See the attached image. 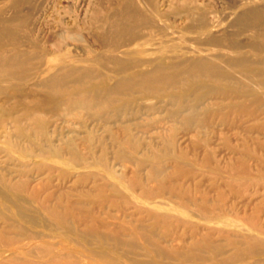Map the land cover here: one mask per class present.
I'll use <instances>...</instances> for the list:
<instances>
[{"label":"bare ground","instance_id":"1","mask_svg":"<svg viewBox=\"0 0 264 264\" xmlns=\"http://www.w3.org/2000/svg\"><path fill=\"white\" fill-rule=\"evenodd\" d=\"M227 3L229 10L225 16L212 12L207 4L198 0H114L100 3L98 6L102 9L86 16L85 22L80 23L76 19L72 25L65 23L70 35L64 32L53 35L52 42L59 46L56 50H42L41 41L29 37L27 31L29 11L23 5L30 4V0H7L10 12L3 11L6 5L0 8V126L3 121L13 122L10 128L23 134L24 129L19 123L31 119L33 123L28 126H38L48 135L52 149L48 157H57L60 162H72L79 167L84 165L85 157L76 151L77 147L65 157L63 146L51 142L47 131L48 115L64 117L60 115L61 111L68 114L73 108H79L92 116L103 117L119 96L125 98L129 90L167 95L181 109L180 112L168 110L167 118L171 121L182 119L188 123L191 120L197 110L193 104L203 97L199 90L196 94L191 90L203 87L226 96L230 93V96L224 104L201 106L202 109L230 108L255 119L256 106H263L264 100V92L260 95L257 91L264 85V55L261 53L264 51V0H228ZM164 4L166 7L162 9ZM170 13L182 14L184 23L157 26L158 19L170 20ZM229 26H235V29L229 30ZM83 30L88 33H82ZM186 32H193L195 38L187 39ZM242 34H248L251 40H240ZM85 35H90L91 40L85 47H79L84 54H71L65 44L67 36L83 40ZM217 46L221 50H213ZM224 48L228 50L222 51ZM86 50L95 53L89 55ZM101 70L106 72L101 74ZM112 76H117L113 85L99 87L97 82ZM233 79L252 82V86L233 85L230 83ZM27 80L36 85L35 90H40L39 94L32 90L31 85L16 86V83L22 84ZM17 90H25V97L14 96L12 92ZM252 96L255 99L250 103L247 97ZM16 108H20V112L13 117L9 110ZM0 142V147L14 148L25 157L23 148L12 141L11 135ZM134 142L133 138L124 141V147L116 153L117 157L128 160L125 153L129 147L134 148ZM167 142L173 140L169 138ZM231 150L236 151V147ZM158 156V152H150L143 159L137 158V162L141 165L143 160H147L154 164ZM211 160H214L213 151L209 150L206 161ZM260 164V169L252 171L245 161L231 162V167L222 175L230 191L243 193V188L259 181L264 187V158ZM152 167L149 177L158 181V167ZM93 174L95 171L79 172L81 180ZM120 178L130 186L136 183L135 180ZM104 182L94 189L85 190L82 199L67 200L64 206H49L40 201V195L34 191L24 198L21 195L26 194L24 183L0 179V216L7 226L6 231L0 232V246L5 247L0 249V264H77L80 258L86 260V264H112L111 259L114 258L108 249L124 255L144 254L145 261L137 264H188L191 260L199 261L197 264L204 260L208 264H264V218L261 217L264 198L261 205L255 204L252 213L236 214L239 215L238 222L231 219L236 213L233 209L230 213L225 210L223 199L210 203L211 209H215L213 212L202 202L195 203L194 214L224 226L206 224L200 227L197 222L165 212L155 203L150 207H137L154 219L152 223L156 228H163L164 241L173 243L172 247H167L162 245L157 234L146 230L142 218L121 217L120 212L103 210L97 213L89 207L90 202L86 201L89 198L93 202L98 199L99 208L103 207V201L108 198L104 197V190L113 186L110 181ZM159 188L158 191L145 190V193L159 197L166 192L165 189L172 191L173 184L161 183ZM33 201L41 202L40 207L46 208L51 218L42 217ZM113 201L115 205V197L111 198ZM172 217L190 226L193 238L190 244H186L178 233L164 229L170 224L168 218ZM226 225L236 227L225 228ZM30 226H40L41 232H28ZM243 226L248 227V232L239 230ZM24 232H28L26 241H19L13 235ZM84 244L93 248L87 252L76 248Z\"/></svg>","mask_w":264,"mask_h":264},{"label":"rangeland","instance_id":"2","mask_svg":"<svg viewBox=\"0 0 264 264\" xmlns=\"http://www.w3.org/2000/svg\"><path fill=\"white\" fill-rule=\"evenodd\" d=\"M112 1L114 0H30V4L23 5L24 9L29 11L27 29L29 37L38 38L41 41L40 49L42 50L43 48L56 50L58 45L52 42L53 35L62 32L67 35L71 33L70 29L65 27V23L72 25L76 19L83 23L87 19L86 16L95 13L96 9L98 11L102 9L98 6L100 3L107 4V2ZM198 1H203L212 12L220 13L221 16H225V12L229 10L227 7L228 0ZM142 3L146 5L145 2ZM164 5H161L162 9L166 7ZM3 6H5L4 9ZM0 8L5 12L11 10L10 6L7 5V0H0ZM181 15L170 13V20L158 19L157 26L169 27L171 23L174 25L183 24L184 18ZM228 29H235V26H229ZM82 33L87 34L88 32L83 30ZM89 36L85 35L83 40L75 36H67L65 39L66 48L70 49L73 55L78 52L84 54V51L79 47H85L88 44V40H91ZM185 37L193 40L195 35L193 32H186ZM239 39L251 40L248 34L240 35ZM213 48L215 51L216 48L221 50L218 46ZM227 50L224 48L222 51ZM85 53L93 55L95 52L86 50ZM261 53L264 55V51ZM105 72L106 70L100 71L101 74ZM110 73L113 74V72ZM116 79L117 76H112V78L97 82V84L101 88H106L113 85ZM209 83L214 84V82ZM230 83L244 87L252 86V82H242L235 79ZM20 85L23 87L25 85L30 86L31 80L22 84L16 83V86ZM30 87L34 92L36 91V94L40 93V90H35L36 85L34 83ZM9 90L11 89L9 88ZM198 90L203 97L193 104L197 110L188 123L182 119L169 120L167 118L169 117L167 115L168 110L180 112L179 106L173 104L167 95H158L160 92L156 94V92L146 90L135 92L129 90L130 92L126 94L125 98L119 96L118 101L108 108L107 113H103V117L101 115L92 116L79 108H73L68 114L61 111L60 115L64 117L49 114L47 131L50 133L51 142L63 146L65 157H68L70 150L77 147L76 151L85 157L84 165L79 167L72 162H63V160L60 162L57 157H48L52 150L51 145L48 144V135L41 131L38 126H28V124L33 123L31 119L22 120L19 123L24 129L23 134L10 128L13 122L10 124L3 121L0 126V140L11 135L12 141L23 148L25 157L22 152H18L14 148L1 146L0 179L5 178L12 183H24L26 194H21L24 198L29 197L28 194L34 191L40 195L39 200L48 203L49 206L51 204L64 206L67 204V200L82 199L85 190L94 189L96 185H102L106 180L110 181L113 186H108L104 190V197L108 198L103 201V207L99 208L98 199L93 202V199L90 198L86 200L90 202L89 207H93L97 213L103 210L110 213L120 212L121 217L139 220L142 218L146 230L157 234L162 245L167 247H172L173 243L171 240L164 241L162 237L165 236L163 228H156V225L152 223L154 219L146 211L140 212L137 207H150L155 203L154 205L158 208L162 207L165 212L173 213L183 220L197 222L200 227L206 224L208 226H224L194 214L197 208L195 203L202 202L213 212L215 209H211L213 206L210 203H218L223 199L225 210L230 213L233 209L236 212L235 215L252 213L255 204L261 205L264 198V187L261 186L260 181V183L254 182L247 185L243 188V193H236L230 191V187L222 175L234 161H245L252 171L261 168V159L264 158V100L263 106H256L258 111L255 119H251L249 115H242L235 109H221L219 107L202 109L201 106L215 105L220 102L224 104L227 102L226 98L230 93L226 96L215 91H207L206 87L192 88L191 92L196 94ZM257 91L262 95L264 85ZM12 93L14 96L25 97L26 95L25 90H17ZM247 98H250V103L255 99L254 96ZM116 104L117 106H115ZM186 107L184 106L185 109ZM9 111L13 117H17L20 108ZM74 138L77 139L74 140ZM130 138L135 141L132 145L136 144L134 148L129 147L127 149L125 154L128 155V160L117 157V151L124 147V141ZM169 138L173 142L168 143ZM60 139L63 144L59 143L61 142ZM230 147H236V151L233 152L235 149L231 150ZM209 150L213 151L214 160L207 163ZM154 151L159 154V158H156L154 164H150L152 161L147 160H143L141 165L137 162V158L143 159L144 156ZM41 155L43 156L41 157ZM152 165L158 167L157 179L159 182L151 180L152 178L149 177V171L154 169ZM105 167H108L110 171ZM80 171H90L91 173L95 171V174L90 175L86 180H81ZM215 175L220 176L216 177ZM121 176L127 180H135L136 183L130 186L127 182L122 181ZM166 182L173 184L172 191L165 189L166 192L155 198L153 196L152 198L151 194L145 193V190L148 189L160 190L159 184ZM94 192L97 193L98 191L94 190ZM221 193L227 195V198L223 197ZM51 194L53 196L49 198ZM114 197L115 205L112 204L114 201L111 202V198ZM249 202L251 203L249 204ZM32 204L39 210L42 217L51 218L48 210L40 207L41 202L33 201ZM235 215L231 219H235L236 222L240 221L238 220L239 215ZM176 217L168 218L167 221L170 224L164 229L178 233L184 237L186 244H190L193 241L192 229L189 225H185L181 221L178 222ZM261 217L264 218V208ZM235 227V225L225 226V228ZM30 228L28 232H41L40 226H30ZM6 229L7 226L0 216V232H4ZM247 229L248 227H239L241 231L248 232ZM28 232L13 233V235L19 241H26L29 239ZM57 239L59 238L54 240ZM1 248L4 249L5 247L0 246ZM76 248L87 252V249L93 248V246L84 244V246L77 245ZM65 251L63 250V252ZM107 251L114 258L111 259L112 264H137L146 259L144 254L133 256V254L124 255L118 251L111 252L109 249ZM173 261L176 262L177 259ZM190 262L188 264H197L199 261L193 262L191 260ZM86 263V260L80 258L77 264ZM199 264H208V261L204 260Z\"/></svg>","mask_w":264,"mask_h":264}]
</instances>
